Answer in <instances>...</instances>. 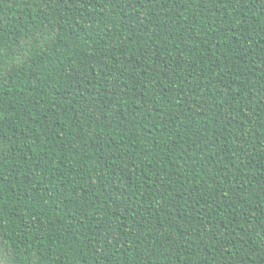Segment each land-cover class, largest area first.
<instances>
[{"label": "trees", "instance_id": "16d2710c", "mask_svg": "<svg viewBox=\"0 0 264 264\" xmlns=\"http://www.w3.org/2000/svg\"><path fill=\"white\" fill-rule=\"evenodd\" d=\"M0 264H264V0H0Z\"/></svg>", "mask_w": 264, "mask_h": 264}]
</instances>
